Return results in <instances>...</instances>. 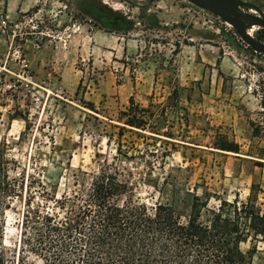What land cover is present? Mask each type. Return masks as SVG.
Instances as JSON below:
<instances>
[{"label": "rangeland", "instance_id": "374dc122", "mask_svg": "<svg viewBox=\"0 0 264 264\" xmlns=\"http://www.w3.org/2000/svg\"><path fill=\"white\" fill-rule=\"evenodd\" d=\"M243 1L264 13V0ZM114 34L120 45L112 54L117 39L107 35ZM251 35L264 41V29ZM96 41L103 50L92 51ZM14 47L28 60L32 83L19 81L18 65L6 61ZM130 98L166 108L160 134L119 130L116 118ZM0 147L22 182L5 213L9 260L28 196L38 202L42 184L58 199L84 197L102 167L128 185L120 203L172 205L182 222L190 195L213 210L220 199L245 200L252 183L262 187L264 208L257 151L264 150V55L188 0H0ZM253 245L249 264H264L263 242L243 249Z\"/></svg>", "mask_w": 264, "mask_h": 264}, {"label": "trees", "instance_id": "16d2710c", "mask_svg": "<svg viewBox=\"0 0 264 264\" xmlns=\"http://www.w3.org/2000/svg\"><path fill=\"white\" fill-rule=\"evenodd\" d=\"M89 109L93 111L92 105ZM165 111L142 108L130 98L116 122L122 132L127 127L160 134L168 122ZM226 150L238 153L239 148L228 144ZM257 151L264 159V150ZM7 153L0 147V264H249L256 245L248 250L243 245L264 243L258 183L251 184L245 200L220 199L213 210L207 209V200L190 195L189 214L182 222L172 205L148 209L130 199L120 203L128 185L102 167L84 197L58 199L42 184L38 202L28 196L17 255L9 260L3 249L5 213L20 197L22 182L12 177L16 162Z\"/></svg>", "mask_w": 264, "mask_h": 264}, {"label": "water", "instance_id": "95a60500", "mask_svg": "<svg viewBox=\"0 0 264 264\" xmlns=\"http://www.w3.org/2000/svg\"><path fill=\"white\" fill-rule=\"evenodd\" d=\"M188 1L231 25L242 42L253 52L264 55V42L257 40L248 33L252 27L264 29V13L258 6L243 0ZM253 11L257 14H254Z\"/></svg>", "mask_w": 264, "mask_h": 264}, {"label": "built area", "instance_id": "2783aa9c", "mask_svg": "<svg viewBox=\"0 0 264 264\" xmlns=\"http://www.w3.org/2000/svg\"><path fill=\"white\" fill-rule=\"evenodd\" d=\"M40 45L38 43L34 44V49L39 50ZM10 57V60L13 61L16 65H18L19 70L16 74L17 78L21 82L32 83L33 76L29 72V62L21 50L17 47H14L8 54L6 61Z\"/></svg>", "mask_w": 264, "mask_h": 264}, {"label": "crops", "instance_id": "0c3cea01", "mask_svg": "<svg viewBox=\"0 0 264 264\" xmlns=\"http://www.w3.org/2000/svg\"><path fill=\"white\" fill-rule=\"evenodd\" d=\"M87 33H88V36H90V39H94L95 37H97L98 36V38H100L102 41L104 40V36H102V35H106V34H104L103 32V34H100V33H95V31H87ZM107 37L109 38V37H111V38H113V40L114 39H117V40H114L115 42H116V44H117V47L115 48L114 46H111L112 47V54H114L115 53V50L118 52L119 50V45H120V42H119V40L118 39H120L119 38V36H117V34H114V35H107ZM107 38V39H108ZM107 41H109V40H107ZM97 43H99V44H104L103 42L101 43V42H98V41H96V44H94V45H92V51H98V50H103V48L101 47V46H99V44H97Z\"/></svg>", "mask_w": 264, "mask_h": 264}, {"label": "bare ground", "instance_id": "6f19581e", "mask_svg": "<svg viewBox=\"0 0 264 264\" xmlns=\"http://www.w3.org/2000/svg\"><path fill=\"white\" fill-rule=\"evenodd\" d=\"M256 30V27H252L249 31H248V33L251 35V32H253V31H255Z\"/></svg>", "mask_w": 264, "mask_h": 264}]
</instances>
